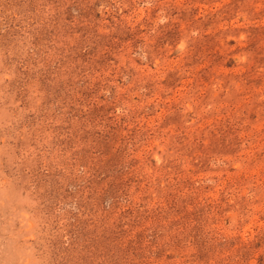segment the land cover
<instances>
[{
	"label": "rangeland",
	"instance_id": "rangeland-1",
	"mask_svg": "<svg viewBox=\"0 0 264 264\" xmlns=\"http://www.w3.org/2000/svg\"><path fill=\"white\" fill-rule=\"evenodd\" d=\"M0 264H264V0H0Z\"/></svg>",
	"mask_w": 264,
	"mask_h": 264
}]
</instances>
